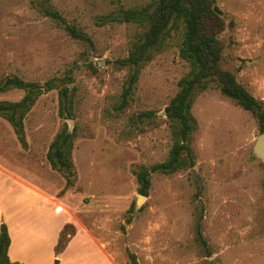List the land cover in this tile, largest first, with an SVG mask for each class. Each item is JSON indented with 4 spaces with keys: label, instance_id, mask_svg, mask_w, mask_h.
<instances>
[{
    "label": "rangeland",
    "instance_id": "374dc122",
    "mask_svg": "<svg viewBox=\"0 0 264 264\" xmlns=\"http://www.w3.org/2000/svg\"><path fill=\"white\" fill-rule=\"evenodd\" d=\"M151 0H0V83L18 78L41 88L24 120L26 147L0 117V227L11 257L40 264H264V162L253 153V115L214 87L191 107L196 129L184 166L153 173L139 200L133 173L164 162L172 147L165 109L189 67L179 36L141 70L127 107L121 102L131 44L143 28L109 21ZM225 22L221 68L264 104V0H214ZM57 12L89 41L73 40ZM67 88L64 117L59 98ZM21 92L0 94L20 99ZM151 113L149 118L140 114ZM75 132V179L46 162L64 127Z\"/></svg>",
    "mask_w": 264,
    "mask_h": 264
},
{
    "label": "trees",
    "instance_id": "16d2710c",
    "mask_svg": "<svg viewBox=\"0 0 264 264\" xmlns=\"http://www.w3.org/2000/svg\"><path fill=\"white\" fill-rule=\"evenodd\" d=\"M47 15L60 20L65 32L73 40L89 41L85 33L75 25L67 23L57 12H48ZM102 20L103 23H134L143 28L137 40L131 44L126 58L119 61L129 72L116 111H123L127 107L141 70L163 49L172 36H179L178 56L189 67L188 73L178 81V91L165 109L173 140L167 159L150 167L139 166L133 171L140 195H148L151 174L170 175L184 166L183 156L191 153V134L196 129L191 107L198 94L214 87L222 96L251 113L260 133L264 132L263 102L254 98L232 73L221 68L222 45L218 35L224 30L225 22L214 0H151L138 8L120 9L118 16L106 15ZM44 85L41 88L36 83L24 82L18 78H8L4 83H0V94L12 90L22 93V97L17 101H0V117L12 127L24 147V120L27 114L41 95L58 86L53 80ZM67 91V88H64L59 94L61 117L67 114L64 104ZM149 117L151 113L139 115L140 119ZM74 139L75 132H69L68 126L64 125L46 153L47 163L53 170L62 174L65 187L72 186L75 179L72 161ZM9 244L7 227L2 224L0 264H18L9 260Z\"/></svg>",
    "mask_w": 264,
    "mask_h": 264
},
{
    "label": "water",
    "instance_id": "95a60500",
    "mask_svg": "<svg viewBox=\"0 0 264 264\" xmlns=\"http://www.w3.org/2000/svg\"><path fill=\"white\" fill-rule=\"evenodd\" d=\"M253 153L255 156H257L259 159H261L264 162V132L260 133L256 137L255 143L253 145ZM145 197L146 196L139 195L138 202H140V200Z\"/></svg>",
    "mask_w": 264,
    "mask_h": 264
},
{
    "label": "crops",
    "instance_id": "0c3cea01",
    "mask_svg": "<svg viewBox=\"0 0 264 264\" xmlns=\"http://www.w3.org/2000/svg\"><path fill=\"white\" fill-rule=\"evenodd\" d=\"M22 94V93H21ZM22 97V96H21ZM19 100V99H18ZM17 101V100H15ZM47 162V161H46ZM7 227V231H8V235H9V238H10V244H9V248H8V257H9V260L12 262V263H18V264H40V260H39V257L35 258L34 260H32L31 262H23V261H19V260H16V259H13L11 257V243H12V240H11V233H10V230H9V227L6 225ZM55 262H57V264H59V260L58 258H56V260H54L53 264H55ZM76 264V263H74Z\"/></svg>",
    "mask_w": 264,
    "mask_h": 264
}]
</instances>
